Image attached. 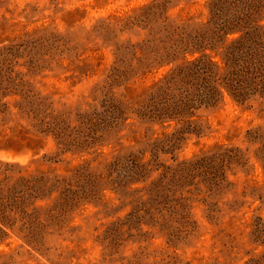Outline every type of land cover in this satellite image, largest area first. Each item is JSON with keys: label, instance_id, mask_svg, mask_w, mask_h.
Here are the masks:
<instances>
[{"label": "rangeland", "instance_id": "1", "mask_svg": "<svg viewBox=\"0 0 264 264\" xmlns=\"http://www.w3.org/2000/svg\"><path fill=\"white\" fill-rule=\"evenodd\" d=\"M211 2L0 0V264H264V92L169 82Z\"/></svg>", "mask_w": 264, "mask_h": 264}, {"label": "trees", "instance_id": "2", "mask_svg": "<svg viewBox=\"0 0 264 264\" xmlns=\"http://www.w3.org/2000/svg\"><path fill=\"white\" fill-rule=\"evenodd\" d=\"M226 10L230 15L225 16ZM211 11L212 24L218 35H242L224 47L222 65L203 55L194 62H188L189 66L173 70L169 82L177 81L174 79L183 74L185 79L193 77V80L197 81L203 74L206 76L205 86L208 88L204 98L214 102L223 96L221 88L239 101L247 100L256 92H264V37L259 34L260 26L255 28L257 36L248 32L246 23L252 13L243 8L237 0H212ZM188 100L190 101V98L187 103Z\"/></svg>", "mask_w": 264, "mask_h": 264}]
</instances>
